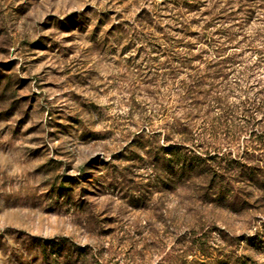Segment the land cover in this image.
Returning <instances> with one entry per match:
<instances>
[{
	"label": "rangeland",
	"instance_id": "1",
	"mask_svg": "<svg viewBox=\"0 0 264 264\" xmlns=\"http://www.w3.org/2000/svg\"><path fill=\"white\" fill-rule=\"evenodd\" d=\"M155 2L0 0V264H61L37 241L58 237L108 264H196L193 234L215 256L220 231L245 238L225 253L264 264L258 207L223 211L185 187L149 202L145 150L129 142L184 113L150 69L154 31L134 22ZM252 36L243 52L264 74V29Z\"/></svg>",
	"mask_w": 264,
	"mask_h": 264
},
{
	"label": "trees",
	"instance_id": "2",
	"mask_svg": "<svg viewBox=\"0 0 264 264\" xmlns=\"http://www.w3.org/2000/svg\"><path fill=\"white\" fill-rule=\"evenodd\" d=\"M261 2L160 0L135 16V23L154 31L149 33L150 69L175 84L184 112L181 119L169 116L158 129L149 120V133L141 130L129 142L145 150L149 202L154 194L185 187L204 205L227 212L258 207L264 218V74L258 71L260 58L243 52L256 41L252 35L264 29L254 26L264 24ZM251 200L256 206L248 204ZM220 232L215 256L202 246L206 234H193L201 255L196 264H254L245 255L224 252L223 245L245 238ZM255 240L246 243L257 247ZM37 241L45 259L108 264L91 246L67 237Z\"/></svg>",
	"mask_w": 264,
	"mask_h": 264
}]
</instances>
